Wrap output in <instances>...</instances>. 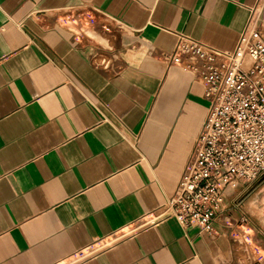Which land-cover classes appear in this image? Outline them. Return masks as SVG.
<instances>
[{
  "label": "crops",
  "instance_id": "1",
  "mask_svg": "<svg viewBox=\"0 0 264 264\" xmlns=\"http://www.w3.org/2000/svg\"><path fill=\"white\" fill-rule=\"evenodd\" d=\"M254 8L0 0V264H264V175L225 189L212 233L153 221L208 108L168 56L179 36L232 51Z\"/></svg>",
  "mask_w": 264,
  "mask_h": 264
},
{
  "label": "built area",
  "instance_id": "2",
  "mask_svg": "<svg viewBox=\"0 0 264 264\" xmlns=\"http://www.w3.org/2000/svg\"><path fill=\"white\" fill-rule=\"evenodd\" d=\"M169 61L203 85L208 108L174 193L153 221L173 216L183 228L212 233L224 191L264 175V19L254 8L232 51L179 36ZM144 221L141 225L149 224ZM136 227V228H138ZM134 228V229H136ZM114 231L77 253L82 260L128 236ZM254 264H261L256 260Z\"/></svg>",
  "mask_w": 264,
  "mask_h": 264
}]
</instances>
